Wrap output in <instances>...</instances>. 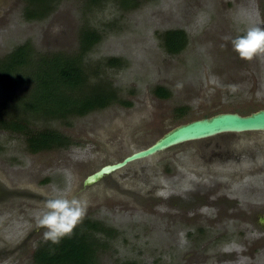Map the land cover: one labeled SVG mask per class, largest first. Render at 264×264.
<instances>
[{"label": "rangeland", "instance_id": "374dc122", "mask_svg": "<svg viewBox=\"0 0 264 264\" xmlns=\"http://www.w3.org/2000/svg\"><path fill=\"white\" fill-rule=\"evenodd\" d=\"M27 1L0 0V60L25 43L32 49L29 63L17 71L26 79L11 85L0 82V112L6 118L29 120L32 130L59 131L72 145L31 154L25 135L0 129V189L6 193L0 196V264H34V252L48 242L45 230L36 228L35 217L56 188L86 198L84 219L109 230L97 235L102 243L99 264H197L201 256L189 244L177 247L173 255L167 224L153 219L154 198L139 195L132 170L118 171L90 187H84L83 180L100 166L147 147L177 125L217 113L247 115L264 109V55L242 60L225 39L243 34L249 25L264 27V0H133L134 7H123L120 0H103L99 5L58 0L39 20L24 17ZM83 29L101 35L83 57L85 73L90 83L110 86L119 102L65 120L23 114L19 99L25 101L30 93L28 74L44 58L79 56ZM170 30H181L188 39L174 55L166 52L160 38ZM114 58L120 66L109 67L108 59ZM228 85L237 90L232 92ZM157 87L166 89L169 97H158ZM237 138L248 139L254 151H264L260 146L264 132L222 134L136 162L147 164V176L165 189L162 193L167 195L158 197L164 205L172 187L188 189L197 187L195 182L218 181L213 176L195 180L189 162L200 159L202 152L209 154L216 142L223 145L215 149L221 152L244 148L225 145ZM176 148L181 150L177 154L180 172L187 178L179 183L171 182L167 174ZM261 159L254 166L245 163L244 169H235L244 172V178L231 183L234 189H253L257 203L264 202V152Z\"/></svg>", "mask_w": 264, "mask_h": 264}, {"label": "trees", "instance_id": "16d2710c", "mask_svg": "<svg viewBox=\"0 0 264 264\" xmlns=\"http://www.w3.org/2000/svg\"><path fill=\"white\" fill-rule=\"evenodd\" d=\"M58 0H28L24 17L26 20H39L46 17ZM103 0H89L99 5ZM123 7L133 6V0H120ZM134 7V6H133ZM163 47L168 54L180 53L187 45L186 34L181 30L166 31L161 35ZM101 35L93 29H83L80 34V53L77 57H64L59 54L43 59L37 68L28 74L30 93L25 101L19 99L23 114L31 112L41 119H67L84 116L87 113L104 109L119 102L116 92L108 85L90 83L85 73L83 57L99 41ZM32 49L29 43L14 49L0 60V82L4 85L17 84L18 79H26L18 73L29 63ZM107 65L120 66L118 59H108ZM154 93L160 98H168L170 93L157 87ZM0 112V129L25 135L27 149L31 154L48 152L72 145L68 137L53 129L35 130L30 121L21 117L6 118ZM212 116V115H211ZM209 117V116H204ZM110 233L101 223L84 219L71 237H65L58 245L51 242L39 245L33 254L34 264H99L98 252L102 243L98 234Z\"/></svg>", "mask_w": 264, "mask_h": 264}, {"label": "flooded vegetation", "instance_id": "af4514ba", "mask_svg": "<svg viewBox=\"0 0 264 264\" xmlns=\"http://www.w3.org/2000/svg\"><path fill=\"white\" fill-rule=\"evenodd\" d=\"M225 145L229 148L236 145L244 148L240 147L235 152L228 149L221 152L215 149L216 146L223 145L216 142L215 149H211L209 154L202 152L199 161L196 159L189 162V167L196 171L192 174L197 178L195 180L201 181L206 176H213L218 178V181L210 185L195 182L197 187L188 189L172 187L164 205L160 204L161 200L158 197L165 189L147 176V164L139 165L138 162H133L121 170L133 171L138 179L133 185L139 195L154 198L151 206L152 217L154 220L162 219L167 224L172 252L182 244H189L197 256H201L197 264H264V202L257 203L253 199V189L239 190L231 187L236 178H244V172H237L235 169H244L245 163L250 166L259 163L264 151L252 150L248 146V139L247 141L233 139L227 141ZM260 146H264V143ZM179 149L173 151L172 160L168 165L167 174L173 183L187 179L186 174L180 172L182 163L177 158V154L181 153ZM219 170L226 172H218ZM229 170L233 171L227 172ZM130 173L126 172V175ZM222 178L226 179L225 182L219 180ZM1 193L4 196L6 194L1 191L0 196ZM190 253L191 250L186 252L185 256ZM219 254L220 256H217Z\"/></svg>", "mask_w": 264, "mask_h": 264}, {"label": "water", "instance_id": "95a60500", "mask_svg": "<svg viewBox=\"0 0 264 264\" xmlns=\"http://www.w3.org/2000/svg\"><path fill=\"white\" fill-rule=\"evenodd\" d=\"M249 132H264V109L247 115L237 112H223L192 120L173 127L147 147L126 155L120 161L103 165L86 176L83 180V186L95 185L106 176L121 170L130 163L149 158L180 144L209 139L222 134Z\"/></svg>", "mask_w": 264, "mask_h": 264}, {"label": "clouds", "instance_id": "9594fccd", "mask_svg": "<svg viewBox=\"0 0 264 264\" xmlns=\"http://www.w3.org/2000/svg\"><path fill=\"white\" fill-rule=\"evenodd\" d=\"M230 40L232 50L238 57L245 61H252L258 56L264 55V27L249 25L243 34ZM179 87V85H178ZM232 92L237 86H226ZM54 195L48 198L35 217L37 229H44L45 241L58 245L65 237H71L74 229L82 223L87 210V199L75 195L68 196L61 189H54ZM161 195H167L161 193Z\"/></svg>", "mask_w": 264, "mask_h": 264}]
</instances>
